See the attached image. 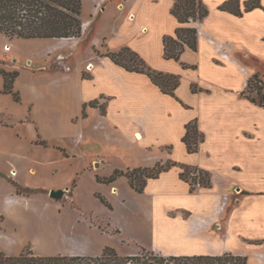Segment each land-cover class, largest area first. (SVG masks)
<instances>
[{"label":"crops","instance_id":"crops-1","mask_svg":"<svg viewBox=\"0 0 264 264\" xmlns=\"http://www.w3.org/2000/svg\"><path fill=\"white\" fill-rule=\"evenodd\" d=\"M202 1L209 15L190 24L198 30V49H186L179 61L164 56V38L175 36L180 26L173 0H83L79 38L0 35V69L19 72L14 91L21 97L16 102L5 93L0 76V252L18 256L30 247L36 256H99L106 247L118 251L103 242L123 233L112 218L106 221L110 231L103 222L87 223L82 214L75 223L66 218V210L78 205V176L87 172L95 198H103L110 210L116 203L129 206L134 197L141 202L136 212L144 216L151 242L132 240L134 248L118 251L121 255L138 254L140 247L164 256L233 254L246 257L247 264H264V106L243 96L254 75L264 84V0L249 12V0H240L242 16L220 9L229 0ZM14 41L42 47L18 68ZM124 48L151 69L179 76L176 97L163 94L147 75L101 56ZM25 69L33 76L23 85ZM93 101L105 102L104 113L89 105ZM195 119L205 139L198 152L189 153L183 137ZM131 144L139 149L140 162L106 173L104 154L123 156ZM169 160L208 171L211 187L191 191L178 167L150 179L143 193L125 176L111 184L99 181L116 170L153 168ZM53 191L63 197L52 198Z\"/></svg>","mask_w":264,"mask_h":264},{"label":"trees","instance_id":"trees-1","mask_svg":"<svg viewBox=\"0 0 264 264\" xmlns=\"http://www.w3.org/2000/svg\"><path fill=\"white\" fill-rule=\"evenodd\" d=\"M173 1L172 14L180 26L176 29L175 36L164 38V56L166 59L179 61L186 49L194 51L198 49V30L190 24L202 21L210 11L202 0ZM261 7L260 0H249L245 3L246 12ZM82 9L83 0H0V35L11 40L79 38L82 36ZM220 9L237 16L243 15L240 0L226 1ZM101 56L109 58L129 72L147 75L163 94L176 97V90L181 82L180 77L151 69L130 49L124 48L119 52L109 51ZM0 76L5 81L4 92L13 95L15 101L20 102V94L14 91L19 72L0 69ZM192 90L198 91L194 86ZM252 93H256L258 101L252 97ZM243 96L255 104L264 106V84L259 75L250 78ZM89 105L98 107V101H93ZM99 108L104 113V109L101 106ZM204 139L205 135L199 130L196 119L186 125L183 142L189 153L198 152ZM174 167L181 169L180 178L190 184L191 191L201 187H211V174L208 171L172 160L158 162L153 168L116 170L109 178H99V181L111 184L118 177L125 176L134 191L143 193L150 179H157L162 173ZM18 192L20 193V190ZM100 199L111 208L103 198ZM247 262L246 257L233 254L164 256L146 249L138 254L125 256L112 247H106L99 256H36L30 248H26L18 256H7L0 252V264H247Z\"/></svg>","mask_w":264,"mask_h":264},{"label":"rangeland","instance_id":"rangeland-1","mask_svg":"<svg viewBox=\"0 0 264 264\" xmlns=\"http://www.w3.org/2000/svg\"><path fill=\"white\" fill-rule=\"evenodd\" d=\"M41 45L38 42L33 41H14L12 45V54L16 53L15 59H18V62H16V66L18 64V68L24 67L25 61L28 59V57L34 56L36 52H38L41 49ZM11 47L8 46V44L4 45V52L7 54L9 52L10 54ZM14 56V54H13ZM34 58V57H33ZM13 60V59H12ZM35 60V58H34ZM36 61V60H35ZM37 61L35 62V66H37ZM28 71L29 70H26ZM25 73L23 75L22 83L30 82V79L33 75L29 73ZM87 75V73H85ZM41 76V73H38L35 75V78H39ZM24 81V82H23ZM252 97L255 98L258 101V96L256 93H252ZM98 106H101L102 109H105V102L99 101ZM42 143V141H39ZM130 147L125 148L126 153L124 152L123 156L117 155L115 153H106L104 154V160L106 161L105 164V172L106 173H112L116 168H127L130 166H133L140 162V153L138 152V148L135 144L128 145ZM86 163V160H81L80 162V168H82ZM93 166V165H92ZM93 168V167H91ZM81 172V171H80ZM83 173V174H82ZM78 176V178H81L79 181V187H78V195H77V203L78 205L74 206L73 208H68L66 210V218L70 222L76 221V217L78 214H82L84 218H86V222L94 221H100L103 222V228L110 231V228L106 225V221H108L109 218H112L113 223L118 226L119 228H123V233L114 235L112 238H105V242H109L111 245L117 246L119 249L118 251L126 252L128 250H132L134 248V245L129 243L130 241H136L137 243H140L141 245L145 246L150 244L151 242V235L149 231L146 229V221L144 216H140L139 213L136 212L137 209L140 208V201L137 198H133V200L130 201L129 206L126 205H118L115 211L110 210L111 208L107 205H105L101 199L95 198L93 194V189L95 188V184L93 182L92 176L88 174L87 172H82ZM123 184L120 183V187L124 189V182ZM76 182H74L70 188L73 189L75 187ZM122 185V186H121ZM69 189L65 191L67 192ZM57 193H61L60 197H63V192L61 191H53ZM58 194V195H59ZM67 196H64L65 198ZM52 197V196H51ZM56 198V197H52ZM128 206V207H127ZM85 222V223H86ZM105 222V223H104ZM83 225V223H82ZM102 225V224H101ZM84 227V225H83ZM86 232L90 233V230L88 229V226L86 228ZM93 240H97L96 237H93ZM125 241V243H123ZM30 248V247H27ZM143 249L138 247L136 249V252L140 253ZM54 252H57V249L55 248Z\"/></svg>","mask_w":264,"mask_h":264},{"label":"water","instance_id":"water-1","mask_svg":"<svg viewBox=\"0 0 264 264\" xmlns=\"http://www.w3.org/2000/svg\"><path fill=\"white\" fill-rule=\"evenodd\" d=\"M58 194H59V193H57V192H52V193H51V196H52V197H56V198H57V197H60V194H61V193H60L59 195H58Z\"/></svg>","mask_w":264,"mask_h":264},{"label":"bare ground","instance_id":"bare-ground-1","mask_svg":"<svg viewBox=\"0 0 264 264\" xmlns=\"http://www.w3.org/2000/svg\"><path fill=\"white\" fill-rule=\"evenodd\" d=\"M136 138L140 140L141 139V136L139 134H137L136 135Z\"/></svg>","mask_w":264,"mask_h":264}]
</instances>
